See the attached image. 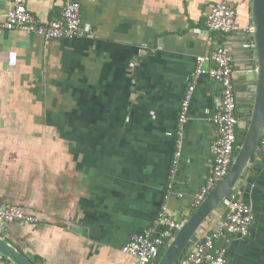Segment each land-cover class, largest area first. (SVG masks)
<instances>
[{
    "label": "crops",
    "instance_id": "0c3cea01",
    "mask_svg": "<svg viewBox=\"0 0 264 264\" xmlns=\"http://www.w3.org/2000/svg\"><path fill=\"white\" fill-rule=\"evenodd\" d=\"M78 1L84 36L0 30V204L39 219L0 223V236L34 264H137L125 243L153 227L166 194L181 224L210 173L221 86L207 73L194 83L178 168L170 169L183 94L197 57L214 44H229L238 128L248 124L257 79L251 0ZM221 1L241 27L213 33L210 46L204 13ZM27 7L46 23L62 1ZM230 192L254 220L246 237L217 241L226 264H264V152L254 151ZM223 216L219 204L193 238Z\"/></svg>",
    "mask_w": 264,
    "mask_h": 264
},
{
    "label": "built area",
    "instance_id": "2783aa9c",
    "mask_svg": "<svg viewBox=\"0 0 264 264\" xmlns=\"http://www.w3.org/2000/svg\"><path fill=\"white\" fill-rule=\"evenodd\" d=\"M1 1V0H0ZM10 6L0 9V30L17 29L25 33H34L45 39L81 37L87 33L81 17L78 0H61L62 7L56 18L46 23H39L27 7V0H10ZM205 14V26L202 35L213 46L212 34L226 37L238 32L240 24L237 12L227 1L212 4ZM211 64L208 68L204 64ZM233 57L229 44H214L210 50L197 57L191 82L185 90L177 117L176 137L171 159L170 173L173 175L178 168L182 145L183 125L187 120L188 108L194 83L200 73H207L221 86L219 109L214 110L210 120L216 127V137L209 147L211 156L210 173L205 183L195 195L197 206L209 190L228 172L235 156L237 146L236 129L239 119L236 114V98L233 83ZM253 86V85H252ZM256 151L264 152V136L259 137ZM167 194L164 196L153 227L134 235L125 243L122 251L137 261V264H156L161 250H164L176 230L180 226L168 211ZM224 216L216 228L201 237L193 238L178 259L177 264H226L225 245L232 237H246L254 220V213L249 204L238 197L237 193L229 192L220 202ZM38 217L24 211L19 206L0 204V223H37ZM161 229L156 231V228ZM156 231V233H155ZM0 264H14L0 253Z\"/></svg>",
    "mask_w": 264,
    "mask_h": 264
},
{
    "label": "water",
    "instance_id": "95a60500",
    "mask_svg": "<svg viewBox=\"0 0 264 264\" xmlns=\"http://www.w3.org/2000/svg\"><path fill=\"white\" fill-rule=\"evenodd\" d=\"M251 34L257 61L254 101L244 138L228 172L180 224L156 264H177L178 259L206 218L234 188L251 160L264 127V0H251ZM207 67V64H206ZM0 253L14 264H34L0 236Z\"/></svg>",
    "mask_w": 264,
    "mask_h": 264
},
{
    "label": "trees",
    "instance_id": "16d2710c",
    "mask_svg": "<svg viewBox=\"0 0 264 264\" xmlns=\"http://www.w3.org/2000/svg\"><path fill=\"white\" fill-rule=\"evenodd\" d=\"M247 127V126H246ZM246 127L244 128H237L236 129V138H237V146H239L244 138V135H245V132H246ZM238 150V147L235 149V154ZM163 253V250H161L160 254H159V257L156 259V263L158 262L160 256L162 255Z\"/></svg>",
    "mask_w": 264,
    "mask_h": 264
}]
</instances>
